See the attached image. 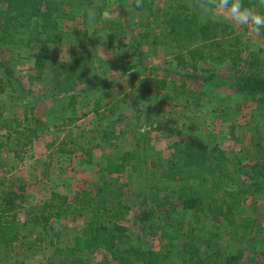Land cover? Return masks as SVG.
Listing matches in <instances>:
<instances>
[{"label":"trees","instance_id":"16d2710c","mask_svg":"<svg viewBox=\"0 0 264 264\" xmlns=\"http://www.w3.org/2000/svg\"><path fill=\"white\" fill-rule=\"evenodd\" d=\"M125 2L129 10L142 18L134 25L145 29L138 34L139 42L131 41V53L127 56L139 57V48L150 45L166 50L180 71L207 73L208 68H200L201 65H212V71L226 66L235 73V95L254 104L258 112L264 110V49L248 51L242 57L240 33L213 19H201L199 0H139V6L137 0ZM244 4L264 13L261 0H244ZM88 8H95L98 13L95 23L84 15ZM105 12L106 0H0V47L26 49L44 41L59 43L64 21L75 14L80 23L75 32L80 40L75 60L54 68L41 99L33 98L34 103L26 107L30 113L24 112L21 125L6 136L7 148L16 159L23 161V155L50 128H68L64 138L71 146L79 145L77 138L72 137L70 124L73 126L87 114L77 118L75 99L83 85H90L101 74L95 52L88 48L98 46L101 37L106 36L108 49L115 50L116 39L132 22L130 17L126 21H104L101 18ZM127 56L118 60V69H125L123 61ZM41 74V69H37L31 80L39 81ZM143 84L145 89L137 97L140 102H149L161 92L170 91L173 97L187 95L183 84L176 86L161 77L148 76ZM3 92L1 88L0 96ZM63 100L68 101L64 106L70 105L72 112L67 116V124L62 122V111L55 124L45 117L31 115L39 102L51 103L50 109L57 111ZM126 102L116 101L106 109L98 103L91 113L100 121L107 117L106 113L112 116ZM185 103L187 110L189 98ZM150 116L153 120L149 125L156 124L163 133L179 136L162 157L143 153L146 137L139 132V116H121L118 120L124 123L120 130L112 129V122L101 131L104 152L100 157L104 166L97 170L91 191L73 198L51 192L41 204L28 208L26 223L40 228L44 235H49L51 222L66 215L82 221L81 234L72 245L61 248L51 239L50 252L38 264H264L263 213L259 206L247 203L248 199L264 196V132L256 127L243 160L218 147L217 137L211 132L205 142L197 140L190 131L201 128L198 117L184 116L189 124L181 130L169 122L172 114L168 112L151 109L146 113L147 118ZM124 140L135 142V147L125 150L121 143ZM55 144H47L46 149L55 155L66 153L62 141ZM84 151L81 164L90 165L92 149ZM16 168L14 164L11 170ZM17 200L18 196L0 191V252L4 257L14 245L27 252L36 248L35 242L20 236L16 211L22 206L16 204ZM124 219L129 221V228L122 224ZM41 237L44 238L40 235L38 239ZM153 242L158 243V250L153 248ZM230 247L235 250L231 252ZM94 251H102L105 258L93 257Z\"/></svg>","mask_w":264,"mask_h":264},{"label":"rangeland","instance_id":"374dc122","mask_svg":"<svg viewBox=\"0 0 264 264\" xmlns=\"http://www.w3.org/2000/svg\"><path fill=\"white\" fill-rule=\"evenodd\" d=\"M125 1L106 0V12L110 19L120 18L126 21L130 17L132 21L131 25L126 27L124 34L116 39L115 45L118 48L108 49L104 37H101L98 46L88 48L95 52L96 65L101 67V74L90 85H83L79 89L81 91L79 96L75 99L74 108L77 118L83 113L87 114L85 118L73 123V126L70 124L72 137L77 138L75 141L79 144L77 146H71L64 138L68 128L60 130L52 128L48 132L49 135L37 142L33 148L31 147L23 155V161H20L9 152L6 140V136L12 133L13 128L21 125V115L24 112L30 113L29 108L26 107L34 103L33 98L41 99L54 68L65 61L75 60L74 55L79 52L76 46L80 42L75 36V32L80 28L77 15L74 14L63 22L59 43L44 41L37 45L32 44L26 49L0 47V78H2L0 89L4 91L0 96V191L9 193L11 197L13 194L14 198L18 196L19 201L17 200L16 204L22 206L16 211L20 236H25L36 243L35 252H27L17 245L7 252L9 255L6 257L0 252V264H38L50 252L51 239L56 245L65 248L72 245L73 239L81 234L82 221L77 216L66 215L60 220L51 222L49 235H44L40 228H34L26 223L25 213L31 205L41 204L51 192L73 198L77 194L93 189V184L97 181V170H102L104 166V160L100 157L104 152L100 142L101 131L112 122H115L111 126L112 129L120 130L124 123L123 120H118L121 116L128 119L139 116L141 119L138 124L139 132L146 137L142 149L148 157H162L168 145L179 137L178 134L167 135L165 131L163 133L156 124L149 125L153 117L147 118L146 113L151 109L172 114V120L169 122L174 123L181 130L185 128V124H189L184 120V116L200 118L201 128L190 131L197 140L205 142L207 134L211 132L217 137L218 147L225 149L230 156L243 160H246L245 153L253 134L257 131L256 127L264 132V110L258 112V107L254 104L235 95L233 87L235 73L229 71L226 66H217L212 71L211 69L214 68L212 65H201L200 68H208L207 73L180 71L175 67V62L166 50L150 45L139 48L141 52L139 57L127 56L131 53L128 49L131 41L139 42L138 34L145 29H138L134 25L142 18L134 10H129ZM215 21L231 26L240 33L243 44L242 57H245L248 51L264 49L263 35L257 36L248 28L234 27L226 18ZM124 56L128 57L123 61L125 69H118L117 62ZM102 57H105L103 63ZM37 69H41L42 72L40 80H31L36 76ZM148 76L164 78L176 86L183 84L190 102L189 109H184L186 104L184 95L173 97L170 91L169 94L161 92L149 102H140L137 97L144 91L143 80ZM22 89L28 94L25 95ZM123 100H127V104L122 103L112 116L106 113L107 117L100 121L96 119L94 113H91L98 103L106 109L111 108L116 101ZM67 102L63 100L57 111L50 109L51 103L39 102L31 115L45 117L51 124H55L57 116L62 111L63 114L65 113L62 122L67 124V116L72 113L68 108L70 105L64 106ZM164 123V126L168 125V120ZM58 125L61 128L60 123ZM57 141L58 144L62 141V148L66 151L62 156H56L54 152L46 149L47 144ZM121 143L125 150H132L135 147V142L130 140ZM87 148L92 149L93 154L90 165L81 164L85 160L84 150ZM14 164H17V168L11 170ZM247 203L249 206L260 207L264 227V196L260 195L255 200L248 199ZM127 221L124 219L122 224L129 228ZM40 235L44 238L38 239ZM152 245L158 250L157 242H153ZM229 250L233 252L235 249L230 247ZM93 257L101 260L105 258V254L102 251H94Z\"/></svg>","mask_w":264,"mask_h":264},{"label":"clouds","instance_id":"9594fccd","mask_svg":"<svg viewBox=\"0 0 264 264\" xmlns=\"http://www.w3.org/2000/svg\"><path fill=\"white\" fill-rule=\"evenodd\" d=\"M261 4L264 5V0H261ZM197 7L201 19L226 18L234 27L248 28L257 36L264 34V13L246 7L244 0H199ZM84 15L90 23H95L98 13L95 8H88L84 10ZM108 18L109 14L105 12L101 19L106 21ZM104 59L105 57H102V63Z\"/></svg>","mask_w":264,"mask_h":264},{"label":"crops","instance_id":"0c3cea01","mask_svg":"<svg viewBox=\"0 0 264 264\" xmlns=\"http://www.w3.org/2000/svg\"><path fill=\"white\" fill-rule=\"evenodd\" d=\"M141 120V119H140ZM49 130H52L51 128L49 129ZM49 134H48V132H47V134L44 136V137H42V138H40L39 140H37L33 145H32V148L37 144V142H39L40 140H42L43 138H46L47 136H48ZM56 144L55 145H57L58 144V141L57 142H55ZM59 154H57L56 156H58ZM62 156V155H61Z\"/></svg>","mask_w":264,"mask_h":264}]
</instances>
